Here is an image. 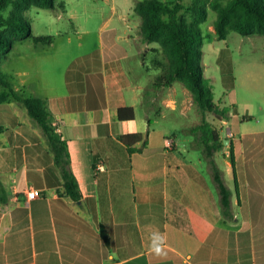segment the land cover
I'll return each instance as SVG.
<instances>
[{"label": "crops", "instance_id": "crops-1", "mask_svg": "<svg viewBox=\"0 0 264 264\" xmlns=\"http://www.w3.org/2000/svg\"><path fill=\"white\" fill-rule=\"evenodd\" d=\"M135 6L105 23L99 55L40 94L68 142L79 199L63 193V174L40 123L20 100L2 103L0 199L8 200L0 201V264H264V159L249 157L241 178L229 160L220 166L235 183L234 190L224 175L233 190L227 215L212 167L208 179L155 127L152 112L163 116L166 106L175 113L178 100L166 97L175 85L158 86V74L144 75L153 69L145 57L154 56L155 44L144 42ZM128 106L134 119L119 116ZM133 132L147 135L129 146L121 135ZM260 132L246 133L264 141ZM32 188L44 195L30 197ZM155 235L160 255L152 251Z\"/></svg>", "mask_w": 264, "mask_h": 264}, {"label": "rangeland", "instance_id": "rangeland-1", "mask_svg": "<svg viewBox=\"0 0 264 264\" xmlns=\"http://www.w3.org/2000/svg\"><path fill=\"white\" fill-rule=\"evenodd\" d=\"M138 0H57L55 8L34 6L25 11V17L32 23L34 34L53 35L51 44L36 42L32 37L17 39L14 47L0 61V70L14 81L16 91L25 94H44L49 87L62 85L64 79L77 66L92 54L99 55L100 36L110 25V17L134 13L133 6ZM174 1V0H169ZM197 0H184V14L191 17L189 8ZM208 18L201 24L205 40L202 52L204 75L212 80L216 101L229 106L230 119L221 120L213 113L207 117L221 135L230 139L223 151L215 153L218 165L226 168V160L235 165L237 176L242 177L246 160L264 159V141L251 137L247 131H264V35L253 33L244 35L231 30L226 39H221L215 29L218 12L210 6ZM227 0H224L226 2ZM115 7L117 10H115ZM117 13L116 16L114 13ZM141 18V17H139ZM118 26L131 32L119 21ZM81 42L83 44H81ZM158 47V43H154ZM161 58L162 53L157 55ZM156 57V56H155ZM152 71L144 73L148 79L155 77L154 56L145 57ZM166 97L177 99L175 113L163 106V116L153 111L151 116L156 128H162L169 135L167 147L180 149L190 161L198 165L202 174L210 179L211 166L204 153V146L198 147L191 128L202 122V113L194 102L192 92L177 81ZM6 100H16L12 91L0 86V109ZM170 103V101L168 102ZM24 110L26 106L24 105ZM143 110L140 109V112ZM142 114V113H141ZM140 114V115H141ZM231 143L234 144V162L231 158ZM224 174V171H223ZM225 175V174H224ZM231 181L233 175L226 174Z\"/></svg>", "mask_w": 264, "mask_h": 264}, {"label": "trees", "instance_id": "trees-1", "mask_svg": "<svg viewBox=\"0 0 264 264\" xmlns=\"http://www.w3.org/2000/svg\"><path fill=\"white\" fill-rule=\"evenodd\" d=\"M210 6L218 12L215 29L219 38L226 39L231 30L244 35L259 33L264 35V0H211ZM57 0H0V61L7 56L17 39L32 37L36 42L51 44L53 35H36L32 23L25 17V11L34 7L55 8ZM184 0H138L135 11L142 18V35L144 42L158 43L154 47L153 63L159 68L155 84L173 86L182 82L191 92L194 102L198 105L203 117L202 122L191 128L198 147L204 146V153L210 162L213 176L222 195L225 213L230 214L233 190L226 184L223 170L214 155L226 147L225 137L215 128L207 117L213 113L221 120L230 119V107L216 101L212 80L204 75L202 64L205 34L201 24L207 20L209 9L207 0H197L189 8L191 17L184 14ZM162 53L161 58L157 55ZM156 56V57H155ZM0 86L9 88L16 99L23 102L29 114L35 118L47 133L50 146L63 178V193L72 198L82 196L77 177L69 167V146L60 138L49 109L48 98L40 94H25L16 91L14 81L0 70ZM125 110L130 115H125ZM119 116L135 118L132 106L119 108ZM142 132L121 135V140L132 146L144 137ZM264 137V132L257 133ZM147 143V139L145 140ZM231 158L234 162V144L231 143ZM5 189L0 184V194ZM3 197L0 201H7Z\"/></svg>", "mask_w": 264, "mask_h": 264}, {"label": "clouds", "instance_id": "clouds-1", "mask_svg": "<svg viewBox=\"0 0 264 264\" xmlns=\"http://www.w3.org/2000/svg\"><path fill=\"white\" fill-rule=\"evenodd\" d=\"M161 238L158 235L154 236L152 251H154L157 255H160L163 251L162 243H159Z\"/></svg>", "mask_w": 264, "mask_h": 264}, {"label": "built area", "instance_id": "built-area-1", "mask_svg": "<svg viewBox=\"0 0 264 264\" xmlns=\"http://www.w3.org/2000/svg\"><path fill=\"white\" fill-rule=\"evenodd\" d=\"M99 169H103V165L99 166ZM28 195H30V197H39V196H43L44 193L42 192V190L38 189V188H32L27 192Z\"/></svg>", "mask_w": 264, "mask_h": 264}, {"label": "water", "instance_id": "water-1", "mask_svg": "<svg viewBox=\"0 0 264 264\" xmlns=\"http://www.w3.org/2000/svg\"><path fill=\"white\" fill-rule=\"evenodd\" d=\"M230 141V139L226 138L225 143L227 144Z\"/></svg>", "mask_w": 264, "mask_h": 264}]
</instances>
